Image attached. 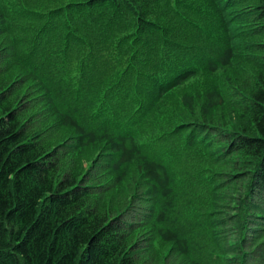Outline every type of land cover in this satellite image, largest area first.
I'll use <instances>...</instances> for the list:
<instances>
[{"label": "trees", "instance_id": "trees-1", "mask_svg": "<svg viewBox=\"0 0 264 264\" xmlns=\"http://www.w3.org/2000/svg\"><path fill=\"white\" fill-rule=\"evenodd\" d=\"M185 262L264 264V0H0V264Z\"/></svg>", "mask_w": 264, "mask_h": 264}, {"label": "rangeland", "instance_id": "rangeland-1", "mask_svg": "<svg viewBox=\"0 0 264 264\" xmlns=\"http://www.w3.org/2000/svg\"><path fill=\"white\" fill-rule=\"evenodd\" d=\"M99 147H93L89 150H85V152L87 153V156L90 158L94 155H97L98 156V153H99ZM183 264H187V262L183 263Z\"/></svg>", "mask_w": 264, "mask_h": 264}]
</instances>
